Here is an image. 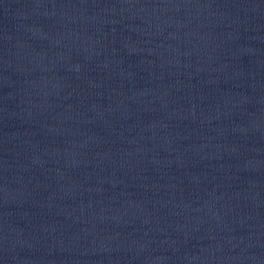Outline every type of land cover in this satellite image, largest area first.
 <instances>
[{
  "label": "water",
  "instance_id": "1",
  "mask_svg": "<svg viewBox=\"0 0 264 264\" xmlns=\"http://www.w3.org/2000/svg\"><path fill=\"white\" fill-rule=\"evenodd\" d=\"M0 264H264V0H0Z\"/></svg>",
  "mask_w": 264,
  "mask_h": 264
}]
</instances>
